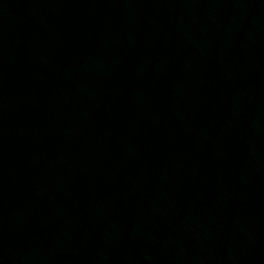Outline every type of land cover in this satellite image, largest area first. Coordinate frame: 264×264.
<instances>
[{"label": "water", "instance_id": "water-1", "mask_svg": "<svg viewBox=\"0 0 264 264\" xmlns=\"http://www.w3.org/2000/svg\"><path fill=\"white\" fill-rule=\"evenodd\" d=\"M0 264H264V0H0Z\"/></svg>", "mask_w": 264, "mask_h": 264}]
</instances>
